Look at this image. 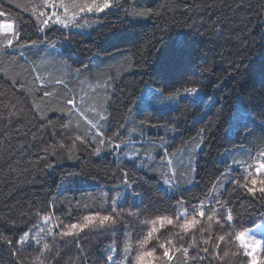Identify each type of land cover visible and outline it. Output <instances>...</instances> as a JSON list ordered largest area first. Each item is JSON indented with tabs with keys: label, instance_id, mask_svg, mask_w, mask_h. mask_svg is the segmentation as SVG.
Returning a JSON list of instances; mask_svg holds the SVG:
<instances>
[{
	"label": "trees",
	"instance_id": "trees-1",
	"mask_svg": "<svg viewBox=\"0 0 264 264\" xmlns=\"http://www.w3.org/2000/svg\"><path fill=\"white\" fill-rule=\"evenodd\" d=\"M121 3L128 15L123 10L101 13L103 19L90 14L85 31L58 26L40 31L34 12L47 11L40 7L41 0H0V12L20 33L11 49L0 45V235L17 240L25 231L34 232L45 212L59 217L60 227L82 223L85 215L106 213L119 195L118 203L126 206L123 220L130 225L109 233L116 231L115 247L122 256L125 233L130 232L128 243L135 255V229L141 236L147 233L140 221L158 215L175 221L178 200L197 203V197L211 194L214 181L229 168L231 177L243 176L247 164L264 149L259 117L244 116L245 108L258 109L264 92V0ZM146 9L155 14L133 15ZM53 45L60 50L53 51ZM149 87L167 97L188 88L202 95L171 104L169 110L156 101L145 108L141 97ZM44 89L54 96L44 97ZM69 98L77 106L71 115V106L65 104ZM98 113L107 120L101 121ZM90 121L100 124L107 136L118 128L121 135L112 144H93L91 140L99 138L93 136ZM167 154L176 170V183L170 186L165 184ZM121 168L132 177V187L120 182ZM130 204L136 206L127 209ZM232 206L237 234L264 221L260 203L247 194ZM184 207L191 211L189 205ZM129 210L138 219L126 217ZM209 226L204 237L220 230L215 218L205 217L198 227ZM176 232L168 227L158 235L161 242L166 237L175 240ZM80 236L84 260L67 244L46 264H105L111 239L91 229ZM196 236L201 238L199 232ZM228 248L234 252L237 245ZM20 255L24 264H33L36 253L28 249ZM10 261L15 264L8 246L0 242V264ZM173 264H185L182 253L174 254ZM226 264L247 261L230 254Z\"/></svg>",
	"mask_w": 264,
	"mask_h": 264
},
{
	"label": "snow or ice",
	"instance_id": "snow-or-ice-1",
	"mask_svg": "<svg viewBox=\"0 0 264 264\" xmlns=\"http://www.w3.org/2000/svg\"><path fill=\"white\" fill-rule=\"evenodd\" d=\"M40 7L51 9V11H39L38 14L34 12L37 18L35 26L40 31L52 26H58L63 29L84 27V25L80 24V21L88 17L89 14L98 19H103L100 16L101 13L107 15L110 11L115 10L118 14L119 11L123 10L125 11V15H128L127 10L123 9L121 0H41ZM153 14L155 13L151 9L133 13V15L141 17ZM4 15L5 13L0 12V16ZM0 27L10 30L9 34L5 36L2 46L5 49H11L14 41H18L20 38L19 30H14L11 24ZM33 45H35V42H33ZM57 83H62V81H57ZM185 91L189 95L198 94V90L195 88H188ZM43 96L53 97L54 92L44 89ZM152 97L160 98L161 100L165 99L163 91L152 92ZM174 98L173 96H169L166 99L172 100ZM259 99L258 109H254L253 112L245 108L244 116L247 119L259 117V124L264 128V92L260 93ZM65 104L71 106L68 109V114L71 115L72 110L77 107L75 100L69 98L65 101ZM97 115L101 121L107 120V116L100 113ZM61 126L67 127L68 125L64 124ZM90 126L95 130L93 136L99 138L98 140L93 138L91 140L93 144H112L113 140L119 138L121 135L119 128L112 136H107L100 124L90 121ZM247 127V124L243 125L244 129ZM203 132L204 130L202 129L201 146ZM76 139L87 142L84 137L77 136ZM114 146L119 148L120 144H115ZM94 152L99 156L101 148H95ZM256 159L258 163L255 165L247 164V167L244 168V175L239 178L230 176V168L221 173L212 184L211 194H205L203 199L197 197V203L192 204L183 198L178 200L177 207L173 210L175 221L169 215H158L155 219L140 221L141 223H150L151 227L148 229L146 235L139 239L137 253L135 255L132 254L131 244L128 243L131 239V233L126 232L123 255L121 256L117 252L113 244L107 250V254L104 257L105 264H173L175 253H182L185 264H192V262L196 261L201 262V264H226V258L230 254L234 257L241 256L242 258H246L247 264H264V257L259 259L257 257L258 251L264 252V241L258 240L255 236H248L244 232L237 234L233 227L236 217L232 204L238 196L242 194L251 196L254 202L258 201L260 203L261 210L264 211V149L258 151ZM143 163H146V161L141 163V167ZM234 163L244 165L247 162L234 161ZM252 167L255 168V171L249 170ZM120 172L122 173L120 182L125 187H132L134 181L129 172L123 168L120 169ZM165 183L168 184L169 181L166 180ZM227 183H231L234 187L230 189L225 188L224 185ZM133 191H135L134 187ZM120 199L122 198L119 195H117L116 199H112L106 213L96 212L85 215L83 216L82 223H70L65 227H60L59 225L47 227L48 222L51 220V215L45 212L42 215L44 225H34L35 232L25 231L17 240L0 235V242L8 246L10 255L15 258V264H24V259L20 254L28 249H32L36 253L33 264H46L48 260L55 259L56 256L60 255L59 247L67 244H71L78 249L79 254L77 259L84 260L87 253L80 242L84 238L80 236V233L85 232L86 229L95 227L114 231L118 225H124L125 221L122 219V214L126 211V206L118 203ZM50 203L54 205V200ZM186 204L191 207V211H188L187 207H184ZM135 206V204L127 205V209ZM181 208L183 210H180ZM128 214L132 215L133 213L129 210ZM37 215L41 214L37 213ZM205 217L208 221H212L215 218V223L220 229L216 234H210L207 237L203 236L205 231L210 230V226L209 229L198 227ZM165 224L178 229L174 234L175 240L166 237L162 242L160 241L158 233ZM157 225L160 227H157ZM197 232L200 233L201 238L199 240L196 236ZM41 233H43V237ZM190 233L191 235H189ZM49 236L51 237L50 240L45 239V237ZM154 240L156 243L152 247H149V244ZM59 241H63V245L58 246ZM222 245L225 247L238 245V247L233 252L230 248L225 250V247H222ZM130 256L131 259H129ZM9 264H12V262L10 261ZM56 264H60V261L57 260Z\"/></svg>",
	"mask_w": 264,
	"mask_h": 264
},
{
	"label": "rangeland",
	"instance_id": "rangeland-1",
	"mask_svg": "<svg viewBox=\"0 0 264 264\" xmlns=\"http://www.w3.org/2000/svg\"><path fill=\"white\" fill-rule=\"evenodd\" d=\"M46 10L47 11H51V9H46ZM0 18H1L0 19V26L6 25V24H11V25H13V29L15 30L13 22L11 20H9L8 17L0 16ZM80 24L84 25V27H86V26L90 27V25H91V23L89 22V18L88 17H86L84 20H81ZM84 27H72V29L78 30V31H82V30H84ZM9 31L10 30H6L3 27H0V45H2V42L4 41L5 36L9 34ZM15 42L16 41H14V43ZM52 49H53V51L60 50V48H58V47H52ZM149 88L150 89H148V92L146 94L147 96L145 97L144 94H143L142 97H141V101L144 103V107L145 108H148L150 106L149 105L150 103H153V101H156V102L161 103L164 109L169 110L170 109L169 105H171V104L175 105L180 100L187 99V98L192 99V100H198L201 97V95H202L201 90L197 89L198 90V94L189 95V94H186V91H181L178 94L174 95L173 97H175V98L172 99V100L166 99L167 98L166 95H164L165 99L161 100L160 98H153L152 97V92H156V91L153 88H151V87H149ZM166 156H167L166 157V161L169 164L168 173L170 174V176L168 174V176L165 177V181L166 180L169 181L168 184H166V183L165 184L170 186V185L173 184V182L176 183L175 178H174V176L176 174V170H175V164H174L173 158L171 156H169L168 154ZM256 157H257V155L254 156L252 165H255L256 163H258ZM254 170H255V168H254ZM180 210H183V208L180 209ZM125 214H126V217H131L132 216V217H134L132 219H138V216H137V214L135 212H133L132 215H129L128 212H126ZM122 219H124V215L123 214H122ZM130 222H132V220ZM144 224L147 227V231H148V229L151 227V224L150 223H144ZM41 225H44L43 219H42V221H41L39 226H41ZM53 225H59V224L57 222V218L54 215H51V220L48 222L47 227H52ZM128 225H130V224L118 225L116 227V231L118 229L120 230L121 227L125 229L126 227H128ZM136 226H135V228H136ZM157 227H160V226L157 225ZM168 227L170 228V227H173V226L165 224V226L163 228H161L160 230H164L165 228H168ZM173 228L177 229L175 227H173ZM89 229H91V231L96 233L97 235L98 234L105 235L106 237H108V239H111L112 245L113 244H114V246L116 245V243H117L116 235H115L116 231L114 232V234H111V233H109V232H111V231H109V229H105V228H101V227H95V228H89ZM135 231H136V235L134 237L133 253H137L139 239L143 238V235L141 236L140 234H138L139 231H138L137 228L135 229ZM177 231H178V229H177ZM34 232H35V230H34ZM245 233L248 236H255L258 240L264 241V221L260 225H258L257 227H255V228H253V229H251V230H249L248 232H245ZM41 236L43 237V233H41ZM160 241H161V239H160ZM155 243H156V241L154 240L151 244H149V247H152V245L155 244ZM237 247H238V245H237ZM257 257H258V259L261 258V257H264V252L258 251L257 252Z\"/></svg>",
	"mask_w": 264,
	"mask_h": 264
}]
</instances>
